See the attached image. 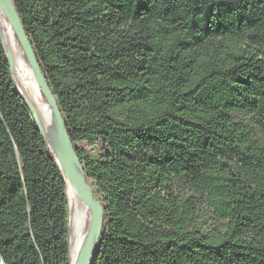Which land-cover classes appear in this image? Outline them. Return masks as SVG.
<instances>
[{"label": "trees", "instance_id": "16d2710c", "mask_svg": "<svg viewBox=\"0 0 264 264\" xmlns=\"http://www.w3.org/2000/svg\"><path fill=\"white\" fill-rule=\"evenodd\" d=\"M12 2L100 196L92 264H264V0ZM69 216L0 34L4 262L72 264Z\"/></svg>", "mask_w": 264, "mask_h": 264}, {"label": "bare ground", "instance_id": "6f19581e", "mask_svg": "<svg viewBox=\"0 0 264 264\" xmlns=\"http://www.w3.org/2000/svg\"><path fill=\"white\" fill-rule=\"evenodd\" d=\"M5 11H9L15 16L10 0H0V33L12 64V72L21 85L23 96L48 140L68 182L70 253L72 264H76L85 249L90 248L93 251L98 243V235L91 236L94 227V208L79 196L67 170L72 169L80 180L85 181V175L75 157L70 154L58 119L54 116L51 106L36 81L33 69Z\"/></svg>", "mask_w": 264, "mask_h": 264}, {"label": "water", "instance_id": "95a60500", "mask_svg": "<svg viewBox=\"0 0 264 264\" xmlns=\"http://www.w3.org/2000/svg\"><path fill=\"white\" fill-rule=\"evenodd\" d=\"M10 3H11L12 10L15 13V16H13L12 13H10L9 11H5V13H6L10 23L12 24V26L15 29V33L17 35V38H18L20 44L22 45V47H23V49L25 51L27 59H28L30 65H31V68L33 69L36 81L39 84V86L41 87L42 93L44 94V96L47 99L49 105L51 106L52 111L54 113V116L58 119L60 128H61L62 133L64 135V139H65L66 143L69 146L70 154L75 157V159L77 160L79 166L81 167V165H80V163H79V161H78V159L76 157L74 146H73V144H72V142H71V140H70V138L68 136V132H67L65 124H64L62 113H61V111H60V109L58 107L57 100H56L54 94L52 93V90H51L49 84L47 83V81H46V79H45V77L43 75V72L41 70V67H40V64L38 62L37 56L35 54V51H34V49L32 47V44H31V42H30V40H29V38H28L23 26H22V23L20 21V18L18 16L17 12H16V9H15V6H14L12 0H10ZM1 37L3 39L2 34H1ZM3 43H4V40H3ZM4 47L6 49L5 43H4ZM6 53H7V51H6ZM7 57H8V55H7ZM10 64H11V62H10ZM11 66H12V64H11ZM27 104H28V102H27ZM36 122L39 125L37 120H36ZM39 127H40V125H39ZM40 129H41V127H40ZM41 131H42V129H41ZM44 137H45V135H44ZM45 139H46V137H45ZM46 141H47V143L49 145L50 150L52 151L51 146H50V144H49L47 139H46ZM52 153H53L58 165L60 166V164H59V162H58V160H57V158H56V156H55L53 151H52ZM60 168H61V166H60ZM61 170H62V168H61ZM67 172H68V175H69V177H70V179H71V181H72L77 193L79 194V196L87 204L93 206V208H94V227L92 229L91 236L94 237V235L97 234L98 235V242H99L100 232H101V228H102V224H103V207H102L101 201L99 199L95 198L94 193L88 187V185L86 183V180L85 181L83 179L80 180L79 177L76 175V173L72 169H68ZM64 176H65V174H64ZM65 181H66L67 188H68V182H67L66 176H65ZM70 239H71V232H70L69 244H70ZM97 247H98V243L96 245L95 250H93V251H91L90 248L85 249L82 252V254L80 255V257H79V259H78L76 264H92L93 261H94V258L96 256ZM70 258H71V253H70ZM71 263H72V259H71Z\"/></svg>", "mask_w": 264, "mask_h": 264}, {"label": "rangeland", "instance_id": "374dc122", "mask_svg": "<svg viewBox=\"0 0 264 264\" xmlns=\"http://www.w3.org/2000/svg\"><path fill=\"white\" fill-rule=\"evenodd\" d=\"M13 75H14V74H13ZM14 77H15V75H14ZM15 80H16V83H17V86H18L19 90H20L21 93L23 94V92H22V88H21V85L19 84V82H18V80H17L16 78H15ZM81 146H83V147H87V145H86L85 143H82ZM85 180H86V183H87L88 187H89V188L92 190V192L94 193L95 198L99 199L100 196H99V194L97 193V188H96V185H95L94 181L91 180V179H89V178H85Z\"/></svg>", "mask_w": 264, "mask_h": 264}, {"label": "built area", "instance_id": "2783aa9c", "mask_svg": "<svg viewBox=\"0 0 264 264\" xmlns=\"http://www.w3.org/2000/svg\"><path fill=\"white\" fill-rule=\"evenodd\" d=\"M0 264H6V263L4 262V260H3V258L1 257V255H0Z\"/></svg>", "mask_w": 264, "mask_h": 264}]
</instances>
